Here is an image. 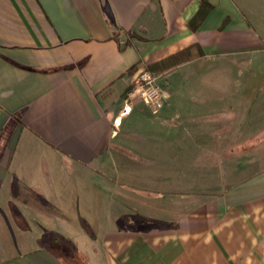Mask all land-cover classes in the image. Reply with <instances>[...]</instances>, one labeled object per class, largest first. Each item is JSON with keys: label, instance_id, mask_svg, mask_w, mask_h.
<instances>
[{"label": "crops", "instance_id": "crops-1", "mask_svg": "<svg viewBox=\"0 0 264 264\" xmlns=\"http://www.w3.org/2000/svg\"><path fill=\"white\" fill-rule=\"evenodd\" d=\"M196 44L117 126L136 70ZM250 152L264 0H0V264H264Z\"/></svg>", "mask_w": 264, "mask_h": 264}, {"label": "built area", "instance_id": "built-area-1", "mask_svg": "<svg viewBox=\"0 0 264 264\" xmlns=\"http://www.w3.org/2000/svg\"><path fill=\"white\" fill-rule=\"evenodd\" d=\"M170 95L169 89L158 83V75L146 66H140L126 92L116 125L119 126L120 120L133 112L137 100H141L150 111L157 112L165 106Z\"/></svg>", "mask_w": 264, "mask_h": 264}, {"label": "trees", "instance_id": "trees-1", "mask_svg": "<svg viewBox=\"0 0 264 264\" xmlns=\"http://www.w3.org/2000/svg\"><path fill=\"white\" fill-rule=\"evenodd\" d=\"M209 6L211 7V5ZM205 8H206V4L203 2L202 8L199 10L197 17L195 18V21L202 20L205 17V14L207 13ZM203 55H204L203 50L201 49L200 46L196 44L187 47L185 49H182L180 51H177L159 61L150 63L148 65V69L155 74H162L165 72H169L174 68L186 62H189L195 58L202 57ZM131 71H134V68L131 69Z\"/></svg>", "mask_w": 264, "mask_h": 264}, {"label": "rangeland", "instance_id": "rangeland-1", "mask_svg": "<svg viewBox=\"0 0 264 264\" xmlns=\"http://www.w3.org/2000/svg\"><path fill=\"white\" fill-rule=\"evenodd\" d=\"M247 150V148H246ZM248 150L251 151V149L249 148ZM245 157V161H255L257 162V166L256 168H254L255 170L259 169V168H262L264 167V153H245L242 155V157ZM199 157L203 158L202 155H199ZM238 173L242 176V172L241 171H238Z\"/></svg>", "mask_w": 264, "mask_h": 264}]
</instances>
